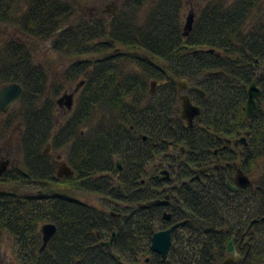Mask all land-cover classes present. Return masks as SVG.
I'll return each mask as SVG.
<instances>
[{"label": "trees", "instance_id": "16d2710c", "mask_svg": "<svg viewBox=\"0 0 264 264\" xmlns=\"http://www.w3.org/2000/svg\"><path fill=\"white\" fill-rule=\"evenodd\" d=\"M91 1L28 0L21 16L13 0H0L1 20L29 33L20 42L5 40L0 52V87L17 82L25 88L20 115L9 116L0 130L4 141L12 137L20 147L0 179V241L10 239L24 264H145L146 259L149 264H217L227 257L232 237L246 235L250 242L237 246L245 254L240 264H264V181L259 192L229 191L227 196L213 175L193 188L184 186L173 207V221L181 225L165 262L151 245L158 225L168 223L158 208L139 207L159 198L158 146L192 145L189 129L181 135L167 131L186 127L180 119L171 122L169 114L178 104L182 81L207 94L197 96L198 126L215 129L195 151L214 149L222 129L230 128L229 138L249 131L259 142V159L264 158V97L253 120L245 113L252 82L264 94V0H201L189 36L183 25L188 0H115L114 12L91 11L77 19L80 10L90 11ZM145 6H150L148 15H142ZM48 41L52 52L74 60L57 76L49 65L42 71L35 67V53ZM217 71L228 77L208 76ZM76 82L84 86L60 125L54 97ZM153 82L158 88L149 97ZM158 115H164V133ZM46 145L64 152L74 176L58 178ZM253 154L251 148L241 162L246 172L260 165ZM118 155H125L122 173L113 167ZM184 161L186 180L204 163L200 156ZM84 194L101 198L102 208L77 198ZM45 223L56 224L58 231L40 260ZM105 232L118 233L114 250L101 246Z\"/></svg>", "mask_w": 264, "mask_h": 264}, {"label": "flooded vegetation", "instance_id": "af4514ba", "mask_svg": "<svg viewBox=\"0 0 264 264\" xmlns=\"http://www.w3.org/2000/svg\"><path fill=\"white\" fill-rule=\"evenodd\" d=\"M13 1L18 6L17 11L20 12L19 15H21L22 12L26 13L28 11V9L30 7L28 0H13ZM21 16H23V15H21ZM61 30H64V29H61ZM26 36H29V33L27 31L19 29V26H13V29H12L10 27V24H5V22H3L0 18V52H3V50L5 49V43H4L5 40L13 39V40L20 42ZM233 60H237V59L234 58ZM213 73H222V75L216 76V75H213ZM208 76L215 77V78H219V77L227 78L228 77V75L223 71L211 72V73H208ZM185 82L187 84H185L184 81H182L179 84L178 104L176 106H174L173 112L170 111L169 114H170L171 122L175 121L176 119H180L183 122V124L186 125V127H188V128H186V127L182 128V129L170 128L167 131L169 133L174 134V135H181L180 132H182L183 130L185 131V130L189 129L191 132L189 139L191 140L192 145L189 147L188 146L176 147V145H174L170 142L169 143L170 145H166V146L161 145L160 147L158 146V148L160 150V152H159L160 156L157 160L155 180L159 181V184L161 187L159 198H155V199L150 200L149 202H147L145 204H141L139 206L140 208H145V209L158 208L159 211H161L162 217H163L162 218L163 222H167L168 224H167V226H165V228H162L160 225H158L159 231H157V232L169 230L170 228H172L173 226H175L177 224H179V227H180V225H181L180 223H178V222L175 223L173 221V216H174V213L176 212L175 210H173V207L176 204V202L179 200L180 190L184 186H191L192 188L195 187L196 183L201 181L205 177L213 175V176H216L219 180H221L222 186L225 187V189L223 188L225 196L228 195L227 192H229V191H231V193H233V194H240V193H242V191H248L250 189H252L253 191H258V192L261 189V186H260L261 183L259 185H255L254 181L252 180L254 173L257 172L259 167H257L256 169H252V170L248 168L247 172L241 168V162L244 161L245 159L249 158V155H246V154H248V152L250 151L251 148L253 149V152H254L253 158L256 160H259V163H261V161L263 160V159H261V160L259 159V142L257 140H252L251 135H249L250 134L249 131L244 130L241 133L238 132L239 134L237 135V137L229 138L228 135L232 134L230 131H232L233 129L224 128V129H222L223 133H224L223 136L221 138H217V140L219 141L218 146H216L212 150L206 148L207 150H205L203 152L195 151V150H197L195 147L197 145H199L198 144L199 140L203 136L206 138V140L211 139V137H209L206 134L209 131H212V130L215 131V129L214 128L211 129V128H207V127L203 128V127L198 126L199 125L198 124L199 118L202 115V108L199 104V98L197 96H201L203 98H206L207 94L204 91H202L199 87H196L187 81H185ZM153 83H155V82H153ZM153 83L151 85L149 97H152L153 94L157 90V89L155 90V87L157 84L155 83V86H153ZM253 83L257 84L256 81L252 82V84ZM11 84H13V83L3 85V86H1V89L8 86V85H11ZM182 84H185V86H182ZM251 85L249 86L248 91H247V100H246V106H245V113H246L247 118L249 120H253L255 118V116L257 115V113L259 112V108H260V105L262 104V100L264 97L263 90L257 84V86L262 90V98L257 100V107L255 109V113H254L253 118H249L248 114H247V104H248V99H249V89H250ZM81 88H80V90H81ZM157 88H158V86H157ZM192 88L199 89L203 94L192 90ZM1 89H0V91H1ZM80 90H79V92H80ZM75 91H76V89H75ZM75 91L71 92L69 90H66V91H64L62 96H64L65 94H72ZM24 92H25V88H24ZM79 92L74 97L73 106L71 109L68 108V100L67 99L63 100L61 107L63 108L64 111L66 110V112H68V111H72V109H74V105H75V102H76V99H77ZM184 96H188L191 100V103L195 107H198L201 110L200 114L195 116L192 125L189 124V121L187 119L183 118L184 108H183L182 98ZM20 100H18L17 102H19ZM17 102L13 103L10 106L7 113H3L0 111V130L3 129L5 123L7 122V118L9 116H12V115H7V114L9 113L10 109ZM164 109H165V105L164 104L160 105L159 110L162 111ZM158 119H159V123L157 125L160 128V132L164 133L166 130L164 128V123H165L164 115H158ZM131 130H135L134 126L131 127ZM141 132H144V131H141ZM139 135L142 137V141L144 143H146L148 141V136L145 134V132L139 133ZM15 142H16L15 139H13L12 137H9L7 139V141H4V136L0 132V144H2V143L4 144L3 148L0 149V152H3L6 149L11 151L10 157L1 158L0 160L2 163L5 160H9L10 161L9 169L13 165L12 154H14L16 151H18L20 149V147L18 148L19 145L16 146L15 148H13ZM142 152H146V149L143 148ZM47 154H49V152ZM186 156H192L194 159L197 158L198 156H200L204 160V163H202L201 167L194 168V170H193L194 176L188 180H186L185 178H182V170H181V166L185 162L184 158ZM124 157H125V155H124ZM124 157L122 155H118L114 159V163H113L114 166L113 167H114L115 171H117V173H122L124 171V169L126 168V160ZM2 163H0V165ZM233 166H235V170L232 169ZM229 169H232V170L228 171ZM240 172L244 176H247L252 184L247 188H242V187L236 186V190H232L230 188V185H232V186L235 185L236 176ZM142 184H145V181H143ZM158 200L165 202V204L160 205V206H149V203L154 202V201H158ZM185 215H186V213H185ZM114 216L120 217V215H115V214H114ZM40 231H41V228H40ZM105 233H107V232H105ZM105 233H104V238L101 239V241H100L101 246L103 248H106V249L114 250L115 242L117 240L118 233L115 232L116 238H115V241L113 243V246H111L109 243L111 241V237H112V234L114 232L111 234L108 233L109 234L108 237L105 236ZM233 237L235 239L234 245L236 247L237 252H240L237 249L238 245L241 246L244 244L243 246H245L250 242L249 236H246V235H243L242 238H240V239L236 238V236H233ZM238 240H239V243L237 242ZM41 242H42L41 247L38 250V253L40 254L38 256V258L40 260H43L42 254L48 248L50 242L48 243L47 247L44 250H42V245H43L42 232H41ZM240 253L243 254L242 252H240ZM243 257H245V254ZM117 259L120 260V257H117ZM20 262H21V260H20ZM22 263L24 264L23 261H22Z\"/></svg>", "mask_w": 264, "mask_h": 264}, {"label": "water", "instance_id": "95a60500", "mask_svg": "<svg viewBox=\"0 0 264 264\" xmlns=\"http://www.w3.org/2000/svg\"><path fill=\"white\" fill-rule=\"evenodd\" d=\"M194 21H195V13L191 12L189 17L187 18V23L184 27L185 35L189 36L190 33L193 30L194 27ZM212 75V74H211ZM213 75L220 76L222 73H213ZM185 84H187L184 81ZM84 85V82H81L77 85L76 91L72 94H65L62 96L57 103L62 106L63 100H68V108H72L73 106V100L75 95L79 92L80 88ZM153 86H155V83H153ZM182 89V88H181ZM192 90L202 93L197 88H192ZM24 94V87L20 83H13L11 85H8L1 89L0 91V111L3 113H7L10 106L20 100V98ZM203 94V93H202ZM262 98V90L257 86L256 83H253L249 89V99L247 104V114L249 118H253L255 109L257 107V100ZM183 101V108H184V115L183 118L187 119L189 121V124L192 125L193 120L195 116L199 115L201 110L198 107H195L188 96H184L182 98ZM45 154L48 153V151L44 152ZM62 156L59 155L58 159L61 160ZM9 160H5L0 165V178L3 176L5 172L9 169ZM120 170V169H119ZM73 169L66 163V162H60V164L57 167V176L58 178H69L74 176ZM251 181L247 176H244L241 172L238 173L235 180V185H230V188L232 190H236V186L247 188L251 185ZM165 204V202L162 201H154L149 203V206H160ZM257 220L253 221V224H256ZM251 225V226H252ZM179 228V224L173 226L169 230L160 231L154 234L152 239V245L151 250L155 254H158L162 257V260L165 262L167 260V257L169 255L172 242H173V234L174 232ZM251 228V227H250ZM58 227L54 223H46L42 225L41 232L43 235V245L42 250H44L48 243L54 238V236L57 234ZM108 233H105V236L108 237ZM116 238V233L114 232L111 237L110 245L113 246V243ZM235 239L233 238L227 245L226 253L228 254V257L225 258L223 261L217 263V264H240V262L245 260V257L241 258L236 250V247L234 245ZM150 259H146L145 264H148Z\"/></svg>", "mask_w": 264, "mask_h": 264}, {"label": "rangeland", "instance_id": "374dc122", "mask_svg": "<svg viewBox=\"0 0 264 264\" xmlns=\"http://www.w3.org/2000/svg\"><path fill=\"white\" fill-rule=\"evenodd\" d=\"M69 2H74L75 0H66ZM235 0H229V2H233ZM187 5L186 8L184 10V14H183V25L185 27L186 23H187V18L189 17L191 12L195 13V21H194V27L198 18V14H199V9L204 5V2H202L201 0H188L187 1ZM117 3L115 2V0H92L90 2V6L89 9L90 11L86 10V11H82L80 10L81 16H78L77 19H82L83 20V14H88L91 11L94 12V14L97 13H101L103 11H107L109 13H112L116 10L117 8ZM150 12V6H145L144 9L142 10V15H148ZM108 13V14H109ZM81 20V21H82ZM80 21V20H79ZM80 21V22H81ZM193 27V29H194ZM26 38H23V40H25ZM2 41V40H1ZM29 42V44H33V39H28L27 40ZM51 41H48L46 43H43L40 45V49L35 53V67H37L40 71H42L43 69H48L49 66L53 67V75L57 76L60 74L61 71H63L66 67H68L74 60L68 58V57H61L57 54H55L54 52L51 51ZM49 65V66H48ZM47 71V70H45ZM182 86H185V84H182ZM77 87V82L74 83L68 90L69 91H75ZM1 89V87H0ZM157 89V85L155 87V90ZM64 92H62L60 95H57L54 97V101L57 104L56 107V117H57V121L58 124L61 125V123L63 121H65V119L71 115V112L73 111H68L66 112V110L64 111L63 108L58 105L57 101L62 97ZM21 100L19 102H17L9 111V113L7 115H20V110H21ZM63 124V123H62ZM15 144L13 146V148H15L16 146H18L17 144V140H15ZM4 143V142H3ZM0 144V149L3 148L4 144ZM19 148V146H18ZM45 151H48L52 157H54L55 161H56V167H58V165L60 164V162H67V158L64 155L63 151H51V147L49 145L45 146ZM61 155L62 158L61 160L58 159V156ZM11 156V151H9L8 149L4 150L3 152H0V159L1 158H7ZM0 163L1 160H0ZM14 163V161H13ZM252 180L254 181L255 185H259L260 183H262L264 181V158L260 163V166L257 170V172L254 173ZM79 200H81L83 203H86L88 205H91L93 207L96 208H102L101 206V198L95 196V195H80L77 197ZM18 249L17 247L14 245V243L10 240V239H3L0 241V259H1V264H23L22 261L20 262V260L18 259ZM238 255L243 258L244 253L241 254L240 252H238Z\"/></svg>", "mask_w": 264, "mask_h": 264}]
</instances>
